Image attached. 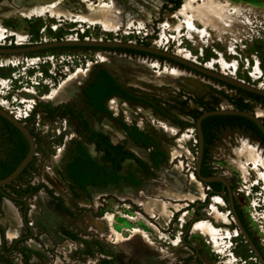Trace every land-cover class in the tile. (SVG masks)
<instances>
[{"label": "rangeland", "instance_id": "374dc122", "mask_svg": "<svg viewBox=\"0 0 264 264\" xmlns=\"http://www.w3.org/2000/svg\"><path fill=\"white\" fill-rule=\"evenodd\" d=\"M7 1L16 9L7 15H0V42L4 38L14 36L10 34L11 32H15L21 41L27 35L32 40H39L40 36H46L51 40H59L67 36L69 39L131 41L153 45L160 49L176 52L181 56L182 54H188V59L196 63L264 88V0H237V3L233 2L235 0H182L180 6L175 10L172 0H161V4L158 6L157 0H65L73 6H77L79 2L89 6L99 1L108 4L117 1V4L122 8L121 14L123 15L122 21L117 26L106 24L98 19L92 20L80 17L79 14L73 11L63 14L51 7L43 8L39 4L30 3L28 0H21L17 5L12 0ZM2 9H0V12ZM247 15H251V17ZM44 27L46 28L45 32H41ZM100 51H115L113 53L124 54V51L115 49L76 48L59 49L58 52L53 51L56 55H73L75 58H80L83 63L87 60V65L78 67L75 71L68 73L57 83L52 84L49 91H47L48 86L41 82L40 84L44 85V88L40 89V94L36 92V95L43 101L49 102V107L53 109L63 105L73 107L74 111L87 122L91 129L103 132L111 142L122 145L125 149H130L140 156L145 163L144 165H140L136 161L124 160L121 164V171H135L137 175H140L141 187L151 177L158 179L166 177L172 181L170 173H176L174 169H178L182 173H179L178 178L184 185L186 183L185 189H188L189 182L192 178H195L193 171L197 153V138L194 125L180 127L176 123L177 119L188 123L195 121L182 109H193L196 113H199L195 106V101L199 99L205 103L204 108L206 110L221 107L237 108L236 102L231 98L236 99L238 92L236 94L234 92L226 93L224 90H230V88L217 83L213 79L200 76L197 72L182 68L167 60L150 58L149 56L143 57L154 60L156 64L153 67L154 69L171 71L177 68L199 76L196 79V81H200L199 88L186 89L177 84L158 87L151 82L139 80L132 76L123 78L112 74L108 70L105 62L101 61ZM138 54L140 53H129L133 57L141 56ZM245 58H247L248 63L243 68ZM13 62H17V59ZM46 65L49 66L48 64H41L39 70L45 71ZM101 68L106 69L114 76L117 82L125 87L129 93L149 102L155 108L142 103L132 104L124 100L125 102L133 107L139 106V110H153L157 113V117L149 118L139 113L141 119L135 120L121 110L111 109L109 107L110 99L106 105L110 111L109 114L94 113L85 102L82 88L89 83L95 71ZM179 77L192 78L186 74ZM201 79L206 81H201ZM70 82L76 87L71 90L68 89L70 93H74V97L69 100H57L56 95L62 84H70ZM208 84L221 90L208 86ZM41 85H36L35 89L37 90ZM182 91L195 97L193 108L182 102H187V100H183L184 96L187 95ZM52 92L53 94H51ZM241 94L243 98H249L253 102L257 100L245 95L243 92ZM251 105L246 109L253 110L254 113L256 109L264 110V101L262 100H257ZM52 117L55 120L66 118L67 129L65 134L69 136L64 140V135L53 136L50 132L41 136L34 134L35 151L40 155L39 160L33 158L26 169L12 182L14 185H19V188L9 184L4 188L5 194H0V228L5 230L7 228V224L3 220L5 218L4 202L14 204L20 216L17 236L9 237L5 231V235L3 234L2 237L0 234V264H94L96 259H102L104 256L105 258L113 256L114 264H127L122 259L119 246L105 240L102 231L99 229L98 220L103 221L107 217L110 218L112 227L115 230L122 231L132 226L140 230L159 246H163L168 254L174 255V261L176 248L181 245L179 241L180 232L175 236L171 235L169 231L173 233L171 230L172 221L171 223H168V221L174 211H180V207L191 202V200L170 197L157 192V190H151L143 193L144 198L141 203L134 202V204L129 199H120L115 196L116 192H122L129 187L125 184L118 187L110 186L105 189L89 188L86 193L75 191L80 199H74L73 195L69 196L67 194L69 190L62 183L59 174L62 173L68 151L73 147L75 141L83 143L91 153L92 150L89 145L92 143L88 141L89 133L85 132L78 120L68 112L58 110L52 113ZM262 118L264 119V117ZM120 121L127 123L129 126L136 125L138 129L151 135L156 140L158 147L164 150L167 160L160 167L154 168L147 160L149 153L147 149L143 153L140 146L130 141L121 128ZM162 121H168L170 125L176 126V132L173 135L166 133L159 127ZM106 124L110 126V129ZM26 126L28 129H32L30 122H27ZM248 137L250 140H257L255 136H251L250 132L245 131L243 128L226 126L214 129L209 134L206 145V163L209 167H215L211 169L215 174L223 176L226 180L234 179L237 181L239 190L242 189L239 192L242 195L244 192V198L250 200V203H247V208L255 228L254 232L258 238H264V211H258L259 207H264V153L262 154L259 147L251 143ZM11 141L12 136L9 128L0 123V160H6L10 154ZM248 144L254 145L257 152H260L259 154L262 157L259 165L243 163L245 155H237V151L244 149ZM133 146L139 148L138 153L132 149ZM170 146L180 148V153L170 157L168 153ZM93 157L102 161L100 152L95 151ZM224 163L226 167L222 166ZM52 165L54 168H52ZM47 166L49 167L46 169ZM40 176L41 181L51 190L45 185L43 188L41 183L36 182V179H39ZM46 178L56 181L59 188L49 184ZM202 186L204 191L206 185L202 184ZM129 188L135 190V188ZM11 196L15 197L16 201ZM218 197L216 196L217 199L212 200L209 210L224 224H229L230 220L227 212L219 213L216 208L217 205L223 206L225 203ZM192 199H197V197H192ZM22 200L25 201L27 207L26 222L23 221L21 216L25 209ZM147 205L148 207H146ZM145 208L147 209L145 210ZM185 208L181 209L180 212L179 220L182 223H184L186 214ZM164 222L169 224L167 230L162 228V226L167 227ZM61 228L76 233L78 238L71 239L67 237ZM102 228L104 227L102 226ZM105 229L102 230L105 231ZM201 229L207 233L202 232ZM234 231L231 232L227 228L216 227L210 221L202 218L193 224L190 233L194 239L207 237L212 245L215 253H211V258H204V255H202L206 264H246L245 260L250 264H258L248 257V255L254 256L247 254L244 247H239L233 252L231 242L235 236L239 235L237 230ZM156 233L159 236L158 238H155ZM30 237H35V239H30ZM111 238L115 239V235L113 234ZM163 238L169 239L170 242L160 245L159 242ZM77 242L81 245L76 244ZM164 244L168 248L164 247ZM117 254L119 258L116 257ZM240 256L242 257L241 262H239ZM222 260L225 261L221 262ZM173 261L169 264H172ZM136 264L149 263L136 262Z\"/></svg>", "mask_w": 264, "mask_h": 264}, {"label": "bare ground", "instance_id": "6f19581e", "mask_svg": "<svg viewBox=\"0 0 264 264\" xmlns=\"http://www.w3.org/2000/svg\"><path fill=\"white\" fill-rule=\"evenodd\" d=\"M12 1L17 5L18 2L21 0H12ZM28 1L30 3L39 4L43 8L51 7L53 10L60 11L63 14H67L70 11H73V12H76L77 14H79L80 17H86V18H89L92 20L98 19L99 21H102L106 24H112V26L113 25L117 26L118 23L121 22L123 19V15L121 14L122 8H121V6H119L117 4V1L116 2L114 1L112 4L111 3L108 4V3H104V2L99 1L96 4L93 3L89 6H85L81 2H79L77 4V6H73L71 4H68L65 0H28ZM184 1H186V0H184ZM160 4H161V0H157V6ZM13 7L14 6L12 4H10L7 0H2L0 2V9H2V8H4V9L1 10L0 15H7V14L11 13L12 11H14L16 9ZM140 8H142V7H140ZM142 9H144V8H142ZM10 34L16 35L15 32H11ZM72 40H74V39H72ZM99 55L101 56V59H102L101 61L105 62V64L108 67V70L112 74L119 75L123 78H126L127 76H130V77L132 76L133 78L135 77L139 80L151 82L158 87H161L163 85L169 86V85H176L177 84V85H180L186 89H192L193 87L199 88V85H200L199 84L200 81L199 82L196 81V79L199 76L193 74L192 72H185L183 70L181 71L177 68H174L171 71H166L165 69H163V70L154 69L153 67L156 66L154 60H150L147 57H143V56L133 57L132 55H129L127 53H124V54L118 53L117 54V53L108 52V51H100ZM182 56L185 58H189L188 54H182ZM207 68H209V67H207ZM209 69H211V68H209ZM212 70H214V69H212ZM185 74L189 77H192V78L186 79V78H180L179 77L180 75H185ZM201 81H206V80L201 79ZM71 82H70V84H67V83L62 84L60 90L58 91V93L56 95L57 100H69L72 97H74V93H70L68 91L69 88H70V90L76 88ZM73 82H75V81H73ZM148 85H150V84H148ZM260 88L264 89L263 87H260ZM51 94H53V92ZM109 107L115 111L121 110L126 115H129L130 117H132L135 120L141 119L140 114H144V115H146V117H149V118H151V117L156 118L157 117V113L154 112L153 110H150V109L139 110L138 109L139 106H136V107L130 106L127 102H125L124 100H121L119 97H116V96L110 98ZM255 114L257 115V117L262 118V117H264V110L263 109H256ZM106 126L108 127V129H110V126L108 124H106ZM159 127H161V129H163L166 133L171 134V135H173L177 130V127L174 125H170L168 121H162V124ZM89 146H90V149L92 150V153L94 154L95 149L93 147V144H90ZM132 149L137 153L139 152V148L136 146H133ZM180 150L181 149L178 147L170 146L168 148V153H169L170 157H173L174 155L179 154ZM143 153H145L144 150H143ZM259 153L257 152V149L254 145H249V144L247 146H245L244 149L237 151V155H245V161L243 163H253L254 165H259L261 162L262 156H260ZM126 161L132 162L133 160L132 159H126ZM174 171L176 173H170V175H171V177L172 176L175 177V179H176L175 181L173 179L171 181V180L167 179L166 177H161L159 179L151 177L150 179L146 180L144 186L139 187L135 190L127 187L122 192H116L115 196L120 198V199H122V198L129 199V200L133 201V203L134 202L135 203H141L143 198H144L143 193L149 192L151 190H157V192H159L163 195H166V196L175 197V198H188L190 200L192 199V197H197L200 199L204 197L203 196V190H202L203 189V186H202L203 183L202 182H200L196 177L192 178V180L190 182L188 181L189 182V188L185 189L183 187L182 181L178 178V175L181 172H179L178 169H174ZM46 180L49 184L54 185L57 188H59L58 184L53 179L46 178ZM180 183H182V185H178ZM215 199H217V198H215ZM159 201H161V200H159ZM217 202H219V201H217ZM156 206H157V204H156ZM146 207H148V205ZM146 209L147 208H145V210ZM3 210L5 213V218L3 220L7 224L6 225L7 228H6V230L4 229V231L6 232V234L9 237H15L18 234V230H19V226H20V216L18 214V210L15 207V205L12 204L11 202L10 203L4 202L3 203ZM97 224L99 225V227H100L99 229L102 231V234H103V237L105 238V240L119 246L122 259L127 264H136V262H146L149 264H169L174 259V255L168 254V251L165 248H163V246L162 247L159 246L156 242L149 239L145 234H143L140 230L136 229L133 226L129 227V229H123L122 231L115 230L112 227L111 220L109 217L105 218L103 221L101 219L98 220ZM100 225H102L104 228H106L105 231H103L104 228H102V226H100ZM204 233H207V232H204ZM113 234L115 235V239L111 238V236ZM76 244H78L79 246L81 245V243H79V242H77ZM177 244L179 245V243H177Z\"/></svg>", "mask_w": 264, "mask_h": 264}, {"label": "trees", "instance_id": "16d2710c", "mask_svg": "<svg viewBox=\"0 0 264 264\" xmlns=\"http://www.w3.org/2000/svg\"><path fill=\"white\" fill-rule=\"evenodd\" d=\"M76 48L78 49L80 48L115 49L118 51L140 53L143 55L146 54L144 52H140V51H136L132 49H126V48H105V47H90V46H65V47H56L52 49H76ZM152 56L157 57L160 60L165 59L164 57L157 56V55H152ZM167 61L172 62L176 65H179L183 68L190 69L187 66L179 64L172 60L167 59ZM216 81L220 82L219 80H216ZM89 83H90V86L84 89L83 93H84V98H85V102L87 106L94 113H98V114H103V113L109 114L110 113V111L107 109V107L104 104H100V106L97 107L93 99L94 97L92 94V90L94 88H102L103 86H105L108 89V93L104 97H102L103 99H106L110 96L115 97L113 95H118L124 98L129 103H132V104L142 103V104H145L146 106H151L155 108L149 102L129 93V91L125 87L120 85L117 82L116 78L112 76L106 69L101 68L99 69L97 74L94 73ZM229 86L234 87L232 85H229ZM237 89L243 92L247 96H251L257 100L264 101V96L248 92L241 88H237ZM198 101L201 103H204L201 99H199ZM244 108H245L244 103H242V101L239 100L237 102V109H244ZM48 109H50L52 113H55L58 110L66 111L71 116L75 117L78 120L81 128L85 132L89 133L88 141L90 143H94L96 150L103 152L102 161H99L88 152L86 146L83 143H81L80 141L74 142L73 147L69 149L68 151L67 159L65 160L63 164L62 173H60V176L63 180L65 181L69 180V185L72 188H76L86 193L89 188L105 189L110 186H120L123 184H132L134 186L141 185V180L135 176L134 171L132 170H128L126 172L121 171L122 170L121 164L124 159L133 158L139 164H142L139 158L134 156L129 150L125 149L122 145L112 144L107 135L91 129L89 125L87 124V122L74 111L73 107L66 106L65 109H61V107L57 109H53L48 106ZM199 113H196L195 111L192 112L191 116L194 118V120L197 119ZM4 121L5 123H7V125L13 128V130L21 137L22 140L21 142H16L12 138L11 146L9 147L10 154L15 149L19 151V154L15 161H8V157L6 158V160H0V178H3L6 175H8L18 165V163L23 159V157L25 156L28 150L27 141L23 137V135L19 132V130L16 127H14L11 123L6 121L5 119ZM176 123L181 126L184 125L183 124L184 121L180 119H177ZM204 123L208 129L209 134L214 130V126L216 127L215 129H218L219 126L225 125V126H229L233 128L235 127L243 128L245 131L250 132L252 136H255L254 134H252V130H253L255 133L258 134L260 138L264 140V136L262 135V133L260 132L256 124L252 122L251 120H249L248 118L243 117V116L212 115L202 120V123H201L202 129H203ZM187 124L194 125L192 123H187ZM120 126L128 133L129 137L133 140L135 144L137 145L144 144V146H149V145L153 146L151 160H152L154 167L158 168L161 166L163 162H165V154L161 149H159L158 144L155 139H153L143 130L138 129L136 125L129 126L127 123L120 121ZM149 139H151V141ZM206 150H207V147L205 146L204 147V158H206L205 156ZM206 172L210 173L209 170L208 171L206 170ZM8 185L9 184L3 187H0V194H5L4 188L7 187ZM11 198L14 201H16V199L13 196H11ZM63 210L65 211L66 209H63ZM24 221L26 222L25 218H24ZM61 229L66 236L74 238V239L78 238L75 233L67 229H63V228ZM97 264H112V262L108 259H102Z\"/></svg>", "mask_w": 264, "mask_h": 264}, {"label": "flooded vegetation", "instance_id": "af4514ba", "mask_svg": "<svg viewBox=\"0 0 264 264\" xmlns=\"http://www.w3.org/2000/svg\"><path fill=\"white\" fill-rule=\"evenodd\" d=\"M181 1L182 0H172V3H173L172 5H173L174 10L177 9L180 6ZM233 2L237 3L238 1L235 0ZM247 16L248 17H251V15H247ZM45 29L46 28L44 27V32H45ZM40 39H41V42H37L36 44L42 43L43 42V39H45V41L57 40V39H52L51 40L50 38H46V36H44V37L40 36ZM34 41H38V40H32L31 37L29 35H27L26 38H25V40H24V43L22 45H16V46H13V47H25V46H29V45H34ZM0 47H6V46H0ZM45 52H47V49L39 50V51L25 52L24 54H29V55H32L34 53H42V54H44ZM125 52L127 54L131 53V52H127V51H125ZM1 55L8 56L10 54L0 53V57H2ZM140 55H143V54H140ZM15 70H17V68H15V67H8V68H3V69L0 68V76H2V77H9L13 72H15ZM188 70L193 71V72H196V71L191 70V69H188ZM98 71L99 70H96L95 73L97 74ZM46 74H47V68H46L45 75ZM197 74H199L200 76L202 75L203 77H206V78H209V79H213L211 77L205 76V75L200 74L198 72H197ZM216 80L217 79H215L214 81H216ZM217 83H220L222 85H225L227 88H230V90L229 89H226V90L222 89L226 93L234 92V94H236L238 92V97L236 99L231 98V100H233V101L236 102V107H237V102L239 100H241L242 103H244V106H245L244 109H246V107H248V106L251 107L252 106L251 104H253L254 102L257 101V100L254 99L255 101L253 102L249 98H243V96L241 94L242 92L237 89L238 87H235V86L234 87H231V86H229L230 84H227V83L222 82V81H220V82L217 81ZM89 86H90V83H88L85 87H83L82 88V91L84 89L88 88ZM208 86H211V87L215 88L213 85H210V84H208ZM20 87H21V84L18 81H15V83L13 85V88L9 92L6 93V96L7 97H11L12 94L18 88H20ZM215 89L221 90V89H218V88H215ZM107 93H108V89L105 86H103L102 88H94L92 90V94H93V97H94L93 99H94L95 105L97 107L100 106V104H104L105 106L107 105L108 99L110 97H112V96H110V97H108L106 99H103L102 97H104ZM182 93H184L185 95H187V96H184V98H183V100H187V102L186 101H182V102L183 103H187L188 106H191V108H193L192 107V105H193V99H195V97L194 96H191V94H189V93H187L185 91H182ZM113 96H116V97H119L120 99L125 100L124 98H122V97H120L118 95H113ZM204 104L205 103H201L199 101H195V106H196L197 110L200 112L198 114V116L202 112L208 111V110H206L204 108ZM65 107L66 106L63 105V106H61V109H65ZM182 110L183 111H186L187 114L190 115V116L192 115V112L194 111L193 109L190 110L188 108H186V109L183 108ZM251 112L254 113L253 110ZM262 120L264 122V119L263 118H262ZM195 121L192 124L195 125ZM0 123H3L4 125H6L9 128L10 134H11L12 138L16 142H21V140H22L21 137L13 130V128L11 126H9V125H7V123H5L4 119H2V117H0ZM187 123L188 122H185L184 121V123H183L184 125L183 126L180 125V127H184L186 125H190V124H187ZM221 127H226V126L225 125L224 126H219L218 128H221ZM201 128H202V126H201ZM215 128L216 127L214 126V129ZM123 131L127 134V136L130 139V141L133 142V140L129 137L128 133L124 129H123ZM97 132H99V131H97ZM202 132H203L204 147H205L207 145V141L209 139V132H208L207 127L205 126V123L203 125ZM101 133H103V132H101ZM32 134H33V132H32ZM252 134L255 135V139H257L256 141L259 143V145L264 148V140L262 138H260L258 136V134L255 133L253 130H252ZM149 136H151V135H149ZM149 140L151 141V139H149ZM111 143L112 144H117V143H113V142H111ZM92 144H93V147H94L95 151L100 152V156H102L103 155V152L96 150L94 143H92ZM135 145H137V144H135ZM138 146H140L141 149H143L145 152H146V149H147V151L149 152L148 153V159L147 160H149L150 163L152 164V166L154 167V165L152 163V160H151L153 146L152 145L151 146L150 145L149 146H144V144H139ZM159 149H161V148H159ZM87 150L93 156V154L90 152V150L89 149H87ZM127 150H129L134 156H136L137 158H139L141 160L142 164H140V165H144L145 164L142 161L143 159H141L140 156L138 157L130 149H127ZM161 150L164 152L163 149H161ZM18 154H19V151L18 150L15 149L14 151H12V153L7 156L8 157V161H15L17 159ZM164 154H165V152H164ZM206 154L207 153H205V156H206ZM126 159H132L133 161H136L133 158H126ZM126 159H124V160H126ZM166 160H167V156L165 154V161ZM224 162H226V160H224ZM222 166H225L226 167V164L224 163ZM154 168H156V167H154ZM213 168H215V167H209L208 166V163H206V158H204V152H203V158H202V162H201V165H200V174L203 175V176H208V175L215 174V172L211 171V169H213ZM206 170L207 171L209 170L210 173H207ZM193 173H194V175L196 174L195 168H194ZM54 176H55V174H54ZM135 176L138 179L141 180L140 175H137L136 172H135ZM59 177H60L62 183L68 188V190H69L68 193H70L71 196L73 195L74 199H76V200L80 199L79 196L75 192V191H80V190H78L76 188H72L69 185V180L68 181L63 180L61 178L60 174H59ZM195 177H196V175H195ZM227 182H228V186L223 185L221 182H210L211 184H209V183H203V184L206 185L205 188H204V191H203V193H204V197L203 198H201V199L200 198H197V199H194V200L191 199L192 200L191 202H188L185 205H183V206L180 207V211H178V212L174 211L172 213V215H171L168 223L169 222L171 223V221H172V223H171V225H172L171 230H172L173 233H171L170 231H169V233L171 235L175 236L178 232H180L179 241L181 243L180 247L176 248L177 252H175V254H176L175 260L173 261L172 264H206V262L203 260L202 255H204V258L205 257H209V259H210L211 258V256H210L211 253H215V251H214L212 245L209 243V240H208L207 237H198V238H195L194 239V237L191 236V233H190L191 232V227L193 226V224L197 220L202 219V218L210 221L216 227H219V228H227L231 232H233L234 230H237L238 233H239V235L238 236H235L233 238L232 242H231V246H232L233 252L235 250H237L239 247H244L246 249V253L247 254H252L254 256V257H251V255H248V257H250V259L253 260L255 263L261 264L260 261H259V259L255 255V253H254V251H253L250 243L246 240V238L244 237V235L241 233L240 228H239V225H238V223L236 221V218H238V220L240 221V223L243 225V227L247 231V233H248L250 239L252 240L253 244L260 251V253L262 254V256L264 258V253L262 251V248H261V245H260V242H259V238L256 236V234L254 232L255 231V228L253 226V222H252V220L250 218V213H249V210L247 208V203H250V200H249V198H248V200L244 198V196H243L244 195V192H243V195L239 192L240 190L242 191V189L239 190V186H237V184H238L237 181H235L234 179H231V180H227ZM37 183H41L43 188H44V185L47 188H49L45 183H43L40 180V178H39V181ZM125 185H127L129 187H132V188H135V189L139 187V186H134L132 184H125ZM116 187H118V186H116ZM183 187L186 188V183H185V185L183 184ZM87 192H88V190H87ZM254 192H256V190H254ZM215 196H220L218 198L220 200H222L223 202H225L223 206L217 205L216 208H217V210H218L219 213L227 212L228 217H229V220H230V223L229 224H224L215 214L211 213V211L209 210L210 207H211L212 200H216L215 199ZM259 199H261V198H259ZM223 202H219V203H223ZM22 203L25 204V201L22 200ZM232 204H233V206H232ZM184 207H186L185 208L186 214H185V218H184V223H182L179 220V218H180V212L182 211L181 209H183ZM26 210H27V207H26V204H25V209H24V211H23V213L21 215V216H23V214L25 213V217H24L25 220H26ZM258 211L259 212H263L264 211V207H259L258 208ZM29 212H30V208H29ZM24 218H22L23 221H24ZM168 223L167 222H164V224L167 227L162 226V228L165 229V230H167L168 229V226H169ZM0 231H1L0 234H1V237H2V235L4 234V229H1ZM201 231L202 232H205V231H203V229H201ZM155 236H156L155 238H158L159 237L157 233L155 234ZM168 236L170 237V235H168ZM18 238H16V239H18ZM30 238H35V237H30ZM69 238H71V237H69ZM71 239H74V238H71ZM75 239H77V238H75ZM169 242H170L169 239L166 240V239L163 238L162 241H160L159 243L161 245L162 243H169ZM164 247L168 248L165 244H164ZM217 256L220 257L219 255H217ZM116 257L119 258V255L117 254ZM102 259H108V260H110L112 262V264H114V261H113L114 260V257L113 256H111V258H105V256H104V257H102ZM102 259H96V261H95L94 264H97ZM241 260H242V257L240 256L239 257V262H241ZM224 261L225 260H222L221 262H224ZM221 262H218V263H221ZM244 262L246 264H250L249 262H247V260H245Z\"/></svg>", "mask_w": 264, "mask_h": 264}, {"label": "built area", "instance_id": "2783aa9c", "mask_svg": "<svg viewBox=\"0 0 264 264\" xmlns=\"http://www.w3.org/2000/svg\"><path fill=\"white\" fill-rule=\"evenodd\" d=\"M43 31L44 28L41 29V32ZM25 38L26 36L24 37V40ZM61 39H67V36ZM78 39L79 38H76L74 40ZM24 40L21 41L19 40V37L14 35L4 38L3 41L0 42V46L8 47L22 45L24 43ZM37 42H41V39H39L38 41H34V44H36ZM43 42L47 41L43 39ZM53 51L58 52L59 49H47V52H45L44 54L34 53L32 55H29L19 53L10 54L8 56L1 55L2 57H0V68L3 69L8 67H15L17 68V70H15V72H13L9 77L0 76V107L10 115L15 117L17 120L22 121L23 124L26 125L27 122H30L33 135L38 134L41 136L50 132L53 136L64 135L65 140L66 137L69 136L65 134L67 129L66 118H58L57 120L53 119L51 110L48 109L49 102L43 101L39 96L36 95V92L39 93L40 89L44 88V85L40 84L41 82L45 84V86H48L47 91H49L52 84L57 83L68 73H70L71 71H75L78 67L87 65V60L83 63L80 58H75L73 55H56ZM15 59H17V62H13V60ZM247 63L248 60L247 58H245L243 68L247 66ZM41 64H48L49 66L46 65L45 71H42L39 70ZM46 68L47 74L45 75ZM15 81H18L21 84V87L18 88L11 97H7L6 93L13 88ZM3 82H5V84H2ZM36 85H41V87L37 88L36 90ZM248 139L250 140L249 137ZM250 141L257 147H259V150L262 154L264 153V148L261 147L257 141ZM39 157V153L35 151L33 158L39 160ZM36 165H38V163H36ZM48 167L49 166H47L46 169ZM52 168H54L53 165ZM38 181L39 179H36V182ZM10 184L15 186V188H19V185H14L12 182ZM31 184L33 185L34 183ZM259 242L264 253V238H259Z\"/></svg>", "mask_w": 264, "mask_h": 264}, {"label": "water", "instance_id": "95a60500", "mask_svg": "<svg viewBox=\"0 0 264 264\" xmlns=\"http://www.w3.org/2000/svg\"><path fill=\"white\" fill-rule=\"evenodd\" d=\"M65 46H90V47H105V48H126V49H132L140 52L146 53L145 55L141 56H149L150 58H157L152 55H157L164 57V61L169 59L174 62H177L179 64H182L184 66H187L191 70H194L200 74H203L205 76L215 78L217 80H220L222 82H225L227 84L233 85L235 87L241 88L243 90H246L251 93H255L261 96H264V89H261L260 87L251 84L249 82L243 81L240 78H236L230 75H227L225 73H222L217 70H212L200 63H196L188 58H185L183 56H180L172 51H167L160 49L158 47H155L153 45H146V44H140L136 42L131 41H119V40H101V39H78V40H72V39H60V40H52L47 41L39 44L29 45L25 47H0V53L3 54H19V53H25L30 51H39L44 49H52L56 47H65ZM115 52V51H113ZM124 53H126L124 51ZM152 54V55H150ZM140 55V54H138ZM212 115H239L248 118L252 122L256 124V126L259 128L260 132L264 136V122L262 118L257 117L255 113H252L249 110L246 109H237V108H216L208 111L202 112L196 119L194 129L195 134L197 138V153L194 160V168L196 172V178L202 182V183H210V182H221L223 185L228 186L227 180L220 175L212 174L208 176H203L200 174V165L203 158V152H204V137L203 132L201 128V122L204 118ZM0 117L11 123L14 127H16L19 132L24 136V138L27 141L28 144V150L23 159L18 163V165L5 177L0 178V187H3L7 184H10L16 178L23 172V170L29 165L31 162L35 149H36V141L32 134V132L28 129V127L23 124L22 121L17 120L15 117L7 113L5 110H3L0 107ZM172 179L175 181V177L172 176ZM179 185H182L181 183ZM70 196V193H68ZM233 206V204H232ZM25 217V213L23 214L22 218ZM236 221L239 225L241 233L244 235L246 240L250 243L255 255L259 259L261 264H264V258L260 251L256 248V246L253 244L252 240L250 239L247 231L243 227V225L240 223L238 218H236Z\"/></svg>", "mask_w": 264, "mask_h": 264}]
</instances>
